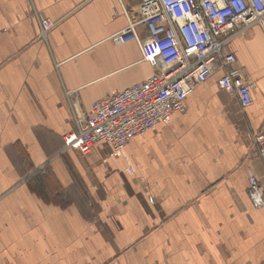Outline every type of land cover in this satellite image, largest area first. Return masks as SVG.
<instances>
[{"label":"crops","instance_id":"1","mask_svg":"<svg viewBox=\"0 0 264 264\" xmlns=\"http://www.w3.org/2000/svg\"><path fill=\"white\" fill-rule=\"evenodd\" d=\"M139 2L0 0V264H264V205L247 193L251 173L264 200L258 25L226 47L253 85L248 107L217 86L224 69L119 151L65 145L94 100L154 72Z\"/></svg>","mask_w":264,"mask_h":264},{"label":"built area","instance_id":"2","mask_svg":"<svg viewBox=\"0 0 264 264\" xmlns=\"http://www.w3.org/2000/svg\"><path fill=\"white\" fill-rule=\"evenodd\" d=\"M121 2L122 0H118ZM139 24L146 36L139 40L142 59L154 72L144 81L92 102L85 125L63 138L66 147L88 152L94 143L107 141L119 151L130 139L166 117L184 111L185 99L211 75L220 89L234 96L242 108L252 103L251 83L241 80L229 41L243 30L258 25L264 32V0H140ZM54 26L39 20L38 38L45 39ZM255 155L264 164V131L253 136ZM248 197L253 207L264 205L253 174L248 176Z\"/></svg>","mask_w":264,"mask_h":264}]
</instances>
